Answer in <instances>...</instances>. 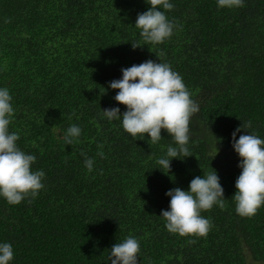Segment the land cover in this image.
<instances>
[{
	"label": "trees",
	"instance_id": "obj_1",
	"mask_svg": "<svg viewBox=\"0 0 264 264\" xmlns=\"http://www.w3.org/2000/svg\"><path fill=\"white\" fill-rule=\"evenodd\" d=\"M169 2L173 34L153 45L135 27L147 0H0V88L14 108L9 132L36 157L33 171L45 173L31 202L0 197V243L13 248L10 264H110L113 245L129 236L140 244L137 264H246L248 257L264 264V205L252 218L236 213L242 169L226 157L235 152L237 128V140L248 133L264 139V0L232 9L217 0ZM148 60L170 64L199 105L192 156L171 160L168 174L157 161L177 147L171 136L162 130L156 144L147 134L134 140L122 118L102 112L123 115L109 84ZM72 125L81 135L66 145ZM85 157L94 161L91 172ZM212 169L225 206L201 213L212 223L207 237L169 233L160 217L169 210L166 192L188 191Z\"/></svg>",
	"mask_w": 264,
	"mask_h": 264
},
{
	"label": "clouds",
	"instance_id": "obj_2",
	"mask_svg": "<svg viewBox=\"0 0 264 264\" xmlns=\"http://www.w3.org/2000/svg\"><path fill=\"white\" fill-rule=\"evenodd\" d=\"M147 4L150 5L149 10L138 14L135 27L140 30L145 44H162L173 34L175 24L165 12L171 11L174 5L169 0H147ZM217 5L228 9L244 6L243 0H217ZM132 47L140 46L132 44ZM121 71L122 78L110 82L109 88L117 90L114 99L127 110L122 116L119 108L102 112L108 120L122 118L123 130L134 140H143L147 134L156 144L162 139V130L171 136L177 147L169 146L167 158L157 161L168 174L171 160L180 155L185 158L192 156L187 145L191 118L199 111V105L192 99L181 75L173 71L168 63L148 60ZM13 116L12 96L7 88H0V197L10 205H18L26 199L31 202L38 196L44 188L42 181L45 173L42 170L33 171L36 157L18 148L19 134L9 132ZM243 127L250 128L251 121ZM240 131L241 128H237L232 133V146L240 158L238 167L242 169L235 183L233 199L236 213L252 218L264 205V139L248 133L237 140L236 132ZM80 135L78 126H70L64 136L65 144L71 145ZM218 151L215 147L214 157ZM98 155L103 156V153ZM93 164L92 159L85 157V167L89 172L93 170ZM165 195L171 198L169 210L162 211L160 217L166 221L167 231L180 237H207L212 223L201 213L210 211L213 206L221 209L225 206L224 190L213 169L203 178H193L188 191L175 188ZM189 242L195 243V239ZM139 254V241L129 236L122 243L113 245L110 264H137ZM13 258L11 244L0 243V264H10Z\"/></svg>",
	"mask_w": 264,
	"mask_h": 264
},
{
	"label": "rangeland",
	"instance_id": "obj_3",
	"mask_svg": "<svg viewBox=\"0 0 264 264\" xmlns=\"http://www.w3.org/2000/svg\"><path fill=\"white\" fill-rule=\"evenodd\" d=\"M228 159H232L236 162L240 163V158L238 157V155L235 152H230L229 154H227L226 156ZM246 264H261L259 262H254L251 257H248Z\"/></svg>",
	"mask_w": 264,
	"mask_h": 264
}]
</instances>
